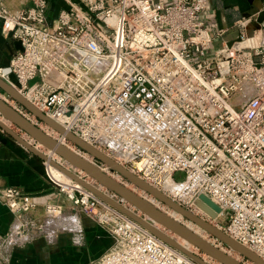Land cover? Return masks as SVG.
I'll list each match as a JSON object with an SVG mask.
<instances>
[{
	"label": "built area",
	"instance_id": "1",
	"mask_svg": "<svg viewBox=\"0 0 264 264\" xmlns=\"http://www.w3.org/2000/svg\"><path fill=\"white\" fill-rule=\"evenodd\" d=\"M3 1L2 33L22 50L0 66L2 79L142 180L161 189L170 181L171 199L264 260L263 40L228 39L232 26L207 13L210 0H67L51 19L50 0L18 9ZM51 181L73 212L2 188L14 221L0 245L25 244L36 232L55 250L68 232L80 250L88 218L113 238L94 264H200L92 191ZM202 194L221 208L216 218L197 204ZM42 203L45 221L25 218Z\"/></svg>",
	"mask_w": 264,
	"mask_h": 264
},
{
	"label": "crops",
	"instance_id": "2",
	"mask_svg": "<svg viewBox=\"0 0 264 264\" xmlns=\"http://www.w3.org/2000/svg\"><path fill=\"white\" fill-rule=\"evenodd\" d=\"M262 1L264 0H210L207 13L220 27L232 26L228 39L236 38L243 32L249 37L256 36L258 41H264V11H260L259 8ZM3 2L11 9L31 5L30 0ZM68 7L67 0H50L49 18L55 17L59 10ZM240 20H248V22L245 26L236 24ZM256 41L252 38L244 44H254ZM217 42L213 49L217 48ZM16 50L14 40L4 36L0 25V66L7 65ZM41 160L38 155L28 151L10 137H6L0 129V187H19L26 192L39 195L43 202L48 199L63 202L61 198L66 196L64 193H59L48 179ZM64 210L68 213L73 212L71 205ZM44 217L47 218V215L42 207L32 210L25 216L36 221H45ZM13 221V213L0 201V237L10 230ZM60 224L65 222L50 220L51 227L62 228ZM82 225L86 241L80 250L72 244L68 232H60L55 250H52L51 243L45 236L34 232L25 244L0 245V264H94L95 260L113 244V238L91 219L82 218Z\"/></svg>",
	"mask_w": 264,
	"mask_h": 264
},
{
	"label": "water",
	"instance_id": "3",
	"mask_svg": "<svg viewBox=\"0 0 264 264\" xmlns=\"http://www.w3.org/2000/svg\"><path fill=\"white\" fill-rule=\"evenodd\" d=\"M14 45L16 49L22 50L21 42L19 40H14ZM0 92L4 93L7 96H10L13 100L18 102L21 106L27 109L31 114H33L37 119L42 121L43 123L47 124L60 134H65L63 127L58 125L54 120H52L49 116L45 113L40 111L37 107H35L31 102L26 100L20 93H18L12 85L7 83L4 79L0 77ZM0 113L8 119L11 123L15 124L18 128L25 131L28 136L38 142L39 144L43 145L45 148H48L52 152H54L58 157L62 160L67 161L69 164L79 168L83 172H85L88 176L95 179L98 182L103 183L105 186L109 187L111 191L116 193L118 196L124 198L127 202L132 204L136 209L140 210L144 215H148L153 218L156 222L160 223L165 228L169 229L171 232L176 233L180 237L188 240L198 249L202 250L204 253L209 255L211 258L219 261L221 264H243L228 254L222 252L220 249L214 247L209 242L205 241L204 239L198 237L183 225L179 223H175L171 219H169L164 213L160 210L152 207L151 205L147 204L144 200H142L136 193L128 189L127 187L123 186L121 183L113 180L110 176H108L105 172L101 171L97 167H95L90 162L86 161L85 159L81 158L79 155L71 151L66 146L60 144L58 140L51 137L47 134L40 126L35 124L33 121L25 117L22 113L18 112L14 106L9 104L7 101L0 98ZM0 127L3 128L6 132H8L13 138H15L18 142H20L23 146L28 148L31 152L37 154L41 158L51 162L54 166L65 172L68 176L72 178V180L77 181L81 184L86 185V189L92 191L93 193L100 196L102 199L113 205L114 207L121 210L123 213L127 214L129 217L133 218L146 228H148L151 232H153L158 237L162 238L164 241L168 242L175 248L181 250L200 264H207L203 258L198 256L193 252H189L184 247H182L178 242L172 239L167 234L149 226L146 224L141 217H136L131 214L126 209L122 208L120 205H117L111 202L105 195L100 192L95 191L92 186L86 184V182L79 178L74 172L67 169L65 166L59 164V162L55 160H49V155L43 153L39 149L35 148L33 144H31L27 139L20 136L18 133L13 131L9 126L4 124L0 120ZM66 139L77 145L81 150L89 153L92 155L98 163H103L111 167L112 171H115L127 181L132 182L133 184L137 185L138 187L145 190L147 193L153 194L156 198H158L161 202L166 203L170 207L175 208L179 212L183 214V216L191 221L199 224L203 227L209 234L213 235L228 247L232 248L233 250L237 251L240 255L244 256L245 258L255 262L256 264H264V260L257 255H255L251 250L244 247L238 242H234L228 235L224 232L218 230L212 224L207 221L201 220L199 217L194 216L191 212L185 209L183 206L177 204L170 198L166 197L160 191L150 187L144 181H142L138 176L133 174L131 171L126 169L124 166L116 162L111 157H108L103 152L99 151L97 148L89 145L81 138L76 136L74 133L69 132L65 135ZM197 204L205 209L213 218L217 217V213L221 211V208L217 206L211 199H209L206 195L202 194L200 199L197 200Z\"/></svg>",
	"mask_w": 264,
	"mask_h": 264
},
{
	"label": "bare ground",
	"instance_id": "4",
	"mask_svg": "<svg viewBox=\"0 0 264 264\" xmlns=\"http://www.w3.org/2000/svg\"><path fill=\"white\" fill-rule=\"evenodd\" d=\"M18 93H20L14 86H12ZM21 94V93H20ZM4 95V94H3ZM22 95V94H21ZM23 96V95H22ZM24 97V96H23ZM1 98V97H0ZM25 98V97H24ZM3 99V98H2ZM26 100H27V98H25ZM4 100V99H3ZM6 100V99H5ZM29 101V100H28ZM30 102V101H29ZM25 117H27L28 118V116H25ZM52 120H54L58 125H60L61 127H63V129H64V133L65 134H60L59 132H57L56 130H54L53 128L51 129V130H49L51 127L50 126H48L47 124H46V133L47 134H49L51 137H53V138H55L56 140H58V142L60 143V144H62V145H64V146H66L67 148H69L71 151H73L74 153H76L77 155H79L81 158H83V159H85L86 161H88V162H90L91 164H93L95 167H97L98 169H100L101 171H105V166H103V165H101L100 163H98V162H96L95 160L94 161H92V155H90V154H86V155H84L82 152V150H73L72 148H70L69 146H67L66 145V143H65V141L67 140L66 139V137H65V135L67 134V133H69V132H71L70 130H69V128H68V126H69V124L67 123V121H65L66 122V124L64 123V120H62L63 118H53V117H50ZM28 119H30V118H28ZM0 120L4 123V124H9L10 125V122L9 121H5L6 119L3 117L2 119L0 118ZM31 120V119H30ZM9 125H7V126H9ZM45 127H44V130H45ZM77 136V135H76ZM80 138V137H79ZM82 139V138H81ZM83 141H85L86 143H88L89 145H91L90 144V142H88V141H86V140H84V139H82ZM33 141V140H32ZM31 143V142H30ZM32 144V143H31ZM35 146V145H34ZM41 146V144H39L38 142H37V146H35V148H37L38 149V147H40ZM91 146H93V145H91ZM94 147V146H93ZM98 149V148H97ZM99 150V149H98ZM100 151V150H99ZM48 155H49V160H55V161H57V162H59V164H61L62 165V163L60 162L61 160H60V158H58L57 157V155L54 153V152H52L51 150H48V153H47ZM109 157V156H108ZM48 163H49V167L51 166V168H52V172H53V174L51 175V176H58L57 178L58 179H60V177H61V175L62 174H66L65 172H63L62 170H60L59 168H57L56 166H54L53 164H51V162H49L48 161ZM47 163V164H48ZM106 166H108V165H106ZM67 169H69V170H71L72 172H74L79 178H82L85 182H86V184H89L90 186H92V188L95 190V191H97V192H100V193H102L103 195H105V197H107L111 202H113V203H115V204H117V205H120L122 208H124V209H126L127 211H129L131 214H133L134 216H136V217H141L142 219H143V221L146 223V224H148L149 226H151V227H153V228H155V229H157V230H159V231H161V232H163L164 234H167L168 236H170L172 239H176L174 236H171V235H169L168 233H166V230H164V229H167V228H165L164 226H162V227H164V229H160V228H158L157 226H156V223H158V222H156L153 218H151L150 216H148V215H144V216H146V218L144 217V216H141V214H139V213H141L140 212V210H138V209H136L132 204H130L129 202V204H130V206H127L126 205V203L125 202H127L124 198H121V199H117V198H115L114 196L115 195H117L116 193L114 194V192L113 193H111L110 191H106V190H103L102 188H103V186H104V184L103 183H101L100 182V184H98V183H95V182H91V181H88V180H86L85 178H83L81 175H82V173H83V171L82 170H80L79 168L77 169V167H75V166H73V165H71V164H69L68 163V167L67 166H65ZM110 169H111V167L110 166H108ZM50 171V170H49ZM52 172H50V173H52ZM49 173V174H50ZM106 173V172H105ZM108 176H110L113 180H115V181H117V182H119L118 180V176H111V174H108V173H106ZM64 176V175H63ZM67 177H69V179H70V176H67ZM64 178H66L65 176L61 179V180H63ZM58 179H56L57 181H58ZM68 179V178H67ZM68 179V180H69ZM141 179V178H140ZM142 180V179H141ZM60 181V180H59ZM142 181H144V180H142ZM62 182L63 183H65L64 181H61V184H62ZM69 182H70V180H69ZM147 185H149L150 187H152V188H154V189H156V190H158V191H160L161 193H163L166 197H168V198H170L169 196H168V194H167V190H171L174 186H173V184L170 182V181H166V182H164V188H158V187H155V186H153V185H151V184H149L148 182H146V181H144ZM79 183V182H78ZM119 183H121V182H119ZM130 183H132V182H130ZM129 182H127V183H121L123 186H125V187H127L128 189H130L131 191H133L134 193H136L142 200H144L147 204H149V205H151L152 207H154V208H156V209H158V210H160L162 213H164L169 219H171L172 221H174L175 223H179V224H181V225H183L185 228H187L189 231H191L192 233H194L195 235H197L198 237H200V238H202V239H204L205 241H207V242H209L211 245H213L214 247H216V248H218V249H220L222 252H224V253H226V254H228L229 256H231L232 258H234L235 260H237V261H239V262H241V260H240V254L237 252V251H235V250H233L232 248H230L229 250L228 249H224V247L223 246H221V245H219V244H217L216 242H215V238H213V237H211L210 236V234L203 228V227H201L199 224H197V223H195V222H193V221H191L190 219H187V218H185L184 216H183V214L181 213V212H179L178 210H176L175 208H173V207H170L169 205H167L166 203H163V202H161L158 198H156L153 194H150V193H147L145 190H143L142 188H140V187H138L137 185H135L134 184V186H135V188H133V185H132V187H129V184H130ZM133 184V183H132ZM64 185V184H63ZM62 185V186H63ZM66 185H68V186H71L72 188H73V186H75L74 184L72 185V184H69L68 182H66ZM80 185H82V186H84L85 187V189H86V185H84V184H81L80 183ZM103 185V186H102ZM65 187V186H64ZM67 187V186H66ZM109 188V187H108ZM110 189V188H109ZM141 190V192H137V190ZM171 199V198H170ZM171 200H173V199H171ZM174 201V200H173ZM175 202V201H174ZM163 203V204H162ZM177 203V202H176ZM165 204V205H164ZM177 204H179V203H177ZM180 205V204H179ZM194 216H196V217H198L195 213H193V212H191ZM201 220H204V219H202V218H200ZM205 221V220H204ZM160 224V223H159ZM210 224H212V223H210ZM213 225V224H212ZM214 227H216L218 230H220V231H222V232H224L222 229H220L219 227H217V226H215V225H213ZM225 233V232H224ZM176 234V233H175ZM209 234V235H208ZM226 234V233H225ZM177 235V234H176ZM227 235V234H226ZM180 236L178 235V238H179ZM230 238H231V236H229ZM180 238H182V237H180ZM234 242H237L234 238H231ZM183 240V243L182 242H178V241H176V242H178L182 247H184L186 250H188L189 252H191L190 251V248H191V246H194L191 242H189L188 240H186V239H182ZM241 245H243V244H241ZM195 248H197L196 246H194ZM244 247H246L245 245H244ZM247 248V247H246ZM248 250H250L249 248H248ZM252 251V250H251ZM253 252V251H252ZM255 255H257L258 257H260L258 254H256L255 252H253ZM207 255V254H206ZM261 258V257H260ZM204 261L207 263V264H211L209 261H207V260H205L204 259ZM242 263V262H241ZM243 264H256L255 262H248V263H243Z\"/></svg>",
	"mask_w": 264,
	"mask_h": 264
},
{
	"label": "rangeland",
	"instance_id": "5",
	"mask_svg": "<svg viewBox=\"0 0 264 264\" xmlns=\"http://www.w3.org/2000/svg\"><path fill=\"white\" fill-rule=\"evenodd\" d=\"M255 39H257V41H258V38H255ZM216 46L218 47L219 46V43L217 42V44H216ZM37 82H36V80H34V81H31L30 82V84L31 85H34V84H36ZM4 93H1L0 92V97L1 98H3L4 100L6 99L7 100V102L9 103V104H11L12 106H15L16 104H18V105H20L18 102H16L15 100H13L10 96H7V95H3ZM5 100V101H6ZM25 109V108H24ZM30 119H31V121H33L35 124H37L38 126H40L43 130H44V127L46 126V124L45 123H43L42 121H40L39 119H37L33 114H31L30 112H24ZM0 118L2 119L3 118V115L0 113ZM5 118V117H4ZM6 119V118H5ZM6 122L7 121H9L8 119H6L5 120ZM10 122V121H9ZM7 125H9V124H7ZM9 127L13 130V131H15L16 133H18L20 136H22V137H24L25 139H27L29 142H31L33 145H35V146H37V142H35V140L34 139H32L30 136H28V134L25 132V131H23V130H21L20 128H18L15 124H13V123H11L10 122V125H9ZM0 129H1V131L3 132V134L6 136V137H10L11 138V140H13V141H15V142H17L18 144H20L21 146H23L20 142H18L15 138H13L8 132H6L3 128H1L0 127ZM52 128H50L49 130H51ZM47 129H46V127H45V130L44 131H46ZM33 140V141H32ZM65 143H66V145L67 146H69L70 148H72L73 150L75 149V150H81L77 145H75L74 143H72L71 141H69V140H66L65 141ZM25 149H27L28 151H30L28 148H26L25 146H23ZM38 149L40 150V151H42L43 153H45V154H47L48 153V148H45L43 145H41L40 147H38ZM83 151V150H82ZM31 152V151H30ZM33 153V152H32ZM84 155H86L87 154V152H85V151H83L82 152ZM33 154H35V153H33ZM89 154V153H88ZM36 156H37V154H35ZM48 155V154H47ZM40 157V156H39ZM58 157V156H57ZM41 158V157H40ZM58 158H60V157H58ZM42 160V162H43V164H44V167H45V172H46V174H47V177H48V179L49 180H56V179H58L57 177L58 176H51L52 174H53V172H52V168H51V166L49 167V163H48V161L47 160H45V159H43V158H41ZM60 162L62 163V165L63 166H67L68 167V162L67 161H64V160H62L61 158H60ZM96 161V159L92 156V161ZM97 162V161H96ZM48 163V164H47ZM101 164V163H100ZM102 165V164H101ZM103 166H105V171L104 172H106V173H108V174H111V176H118L117 178L119 179L118 181L119 182H121V183H127V182H129L130 183V181H127L125 178H123L122 176H121V174H119V173H117V172H115V171H112L108 166H106V164H104ZM78 169V168H77ZM50 170V171H49ZM50 172H52V173H50ZM50 173V174H49ZM66 177V178H64L63 180H61L64 176ZM68 175L67 174H62L61 175V177H60V179H58V182L61 184V181H64L65 183H63L62 182V184H61V186L63 185V187L66 189V190H71L72 189V187L71 186H68V185H66V182H68L69 184H74L75 186H79V187H83V188H85L84 186H82V185H80V183H78L77 181H74V180H72V178L70 177V179H69V177H67ZM83 178H85L86 180H88V181H93V182H95V183H98V184H100V182H98V181H96L95 179H93V178H91L90 176H88L85 172H83L82 173V175H81ZM178 180H180V179H182V175L181 174H176V176H175ZM70 180V182H69V180ZM60 180V181H59ZM52 182V181H51ZM58 184V183H57ZM54 185V184H53ZM132 185H133V188H135V186H134V184H132V183H130L129 184V187H132ZM55 186V185H54ZM67 186V187H66ZM103 186V185H102ZM56 187V186H55ZM57 189H58V192L59 193H63L62 191H61V189L60 188H62V187H56ZM2 188L0 187V190H1ZM103 190H108V191H110L111 193H113V191H111L107 186H103V188H102ZM141 192V190L139 189V190H137V192ZM57 192V191H56ZM115 194V193H114ZM64 195L66 196V194L64 193ZM115 198H117V199H121L122 197H120V196H118V195H115L114 196ZM61 200L63 201V202H55V200H51V199H48V201L49 202H52L53 204L54 203H59V204H61L62 206H63V208H65V207H67V206H72V208H73V205L71 204V202L66 198V197H62L61 198ZM0 201L3 203V201H2V199H1V197H0ZM126 203V205L127 206H130V204L128 203V202H125ZM4 204V203H3ZM163 204V203H162ZM5 205V204H4ZM165 205V204H164ZM39 207H42L43 208V211L45 212V214H46V211H45V208H44V203H42L40 206H38L37 208H39ZM36 208V209H37ZM139 214H141V216H144V214L141 212V213H139ZM145 218H146V216H144ZM44 219H46V217H44ZM220 220H223V219H220ZM223 222H225V224H226V221H223ZM156 226L158 227V228H160V229H164V227H162L161 226V224H159V223H156ZM164 230H166V233H168L169 235H171V236H176L175 238V240L176 241H178L179 243L180 242H182L183 243V238H178V235H176L174 232H171L169 229H164ZM209 235V234H208ZM210 236L211 237H213V238H215V242L217 243V244H219V245H221V246H223L224 247V249L226 250V249H230V247H228L226 244H220L216 239V237H214L213 235H211L210 234ZM190 251L191 252H193V253H195V254H197L198 256H200L201 258H203V259H205V260H207V261H209L211 264H221L219 261H217V260H215V259H213V258H211L209 255H206V253H204L202 250H200V249H198V248H195L194 246H191V248H190ZM227 251V250H226ZM240 260H241V262L242 263H248V262H252L251 260H249V259H247V258H245L244 256H242V255H240Z\"/></svg>",
	"mask_w": 264,
	"mask_h": 264
}]
</instances>
